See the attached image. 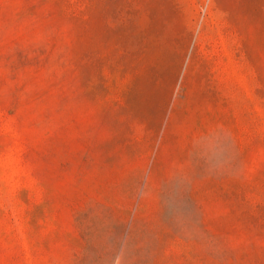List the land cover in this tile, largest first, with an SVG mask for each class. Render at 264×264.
Masks as SVG:
<instances>
[{
    "label": "rangeland",
    "instance_id": "obj_1",
    "mask_svg": "<svg viewBox=\"0 0 264 264\" xmlns=\"http://www.w3.org/2000/svg\"><path fill=\"white\" fill-rule=\"evenodd\" d=\"M0 264H264V0H0Z\"/></svg>",
    "mask_w": 264,
    "mask_h": 264
}]
</instances>
